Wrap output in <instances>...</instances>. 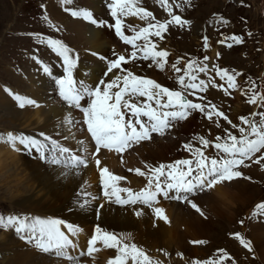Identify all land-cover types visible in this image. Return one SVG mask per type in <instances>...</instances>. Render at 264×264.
Here are the masks:
<instances>
[{
  "label": "snow or ice",
  "instance_id": "1",
  "mask_svg": "<svg viewBox=\"0 0 264 264\" xmlns=\"http://www.w3.org/2000/svg\"><path fill=\"white\" fill-rule=\"evenodd\" d=\"M63 3L70 4L71 0H63ZM139 0H107L106 8L110 20L105 22L98 17L94 18L91 11H71L72 17L82 18L84 21L96 27H107L114 31V35L123 45L129 46L130 51L122 54L113 50V59L101 57L106 60V70L94 86L86 83L83 79H77L74 74L78 70V57L72 50L66 47L58 39H49L47 44L51 51L59 58L62 68V75L58 76L48 66H43V73L52 77L57 95L68 108L82 114V127L86 131V137L80 141L81 152L70 156L73 166H85L89 164V157L95 160L99 170V181L103 197L106 202L114 203L118 206L133 207L137 217L144 213L142 209L134 206L141 205L151 210L154 218L164 223L169 222L166 210L158 206L160 198L166 201H179L190 206L201 216L206 215L197 199L203 196H211L219 186L226 188L234 180L244 177L241 168H248L252 164L264 162V112H253L252 117L259 116V123L255 119L246 117L240 118V125L232 124L233 128H238L239 137L232 132L225 130V135H217L215 142H211L203 137H198L199 147H194L192 142L182 145L191 158L179 159L168 164L153 165L145 162L142 170L139 167L129 168L128 171L137 177H143L146 184L137 190L130 187H122L121 181L127 178L114 174L106 166H101L100 156L104 150L108 153L123 154L134 145L141 142L150 141L154 134L164 137L166 133L175 128L180 122H186L195 113L202 114L208 121L213 117L217 121L223 119L232 122L214 104L206 105L203 102H193L187 97L192 96L203 101V96L197 93L207 91L208 82L199 78V74L207 75L210 71L207 64L200 66L196 61H190L183 69L177 67L179 60L171 64V70L175 73V82L180 90H170L162 86L154 79L135 74L124 65L135 64L139 61H151V66L163 71L168 64L169 53L158 50V45L150 39L157 37L163 39L164 33L169 30L170 25H177L183 28L190 22L184 20L179 15H174L167 0H159L170 19L164 22H155L152 13L138 6ZM180 7V5H176ZM138 17L142 21H148L147 26L136 28L126 24V17ZM132 34H126L125 30ZM236 44H240L241 38L231 37ZM205 49H207V37H204ZM224 41H218L223 43ZM227 47H232L228 44ZM94 55H98L95 54ZM219 56V54H217ZM204 61L209 58L205 56ZM216 75L226 82L224 85H216L224 90L225 95L229 94V89L235 90L237 74H231L226 69L212 66ZM112 74L111 79H107ZM257 85L252 84L251 95L248 104L264 108V93L256 91ZM247 95V93H242ZM14 100L18 102L21 109L26 105L40 106L37 101L21 95H14ZM219 128L220 124L217 122ZM44 141L52 145V150L58 151L61 155L72 153L69 147H59L54 139L48 135L41 134ZM87 140V144H85ZM9 143L18 142L23 150H35L39 154V159H45L47 151L45 143L40 139L33 138L25 134H9ZM92 146L93 150L88 151ZM212 152L206 154V150ZM87 153V155H85ZM122 162H124L122 160ZM61 161L55 156L51 158L52 165H58ZM91 199H96L92 197ZM89 198L84 194V199L78 201V205L83 209L87 207ZM99 207H103L100 205ZM253 216L264 215V202L255 205L251 213ZM241 225L243 220L240 221ZM0 227L4 229H14L20 238L28 243H35V247L45 254L54 253L56 258H66L73 264H81L82 257H92L93 253L99 251L97 245H102L105 249H114L117 253L114 258H109L108 264H127L131 260L132 264H162L160 260L150 258L135 243H126L125 236H117L114 233L103 230L97 226L94 234L87 240L86 249H80L77 256L69 254L68 250H76L75 244L70 236L79 234L80 229L70 223H65L60 219H42L40 217L8 216L6 219L0 217ZM67 230V233L62 230ZM27 233V235H24ZM235 239L249 252L253 251L250 242L246 241L240 233L234 234ZM194 244H203L204 241H193ZM220 260L200 262V264H220L226 259L223 250H217ZM167 256V253H164Z\"/></svg>",
  "mask_w": 264,
  "mask_h": 264
},
{
  "label": "bare ground",
  "instance_id": "2",
  "mask_svg": "<svg viewBox=\"0 0 264 264\" xmlns=\"http://www.w3.org/2000/svg\"><path fill=\"white\" fill-rule=\"evenodd\" d=\"M54 1L55 5L51 0L46 3V19L57 28L61 26L64 32L66 30L71 32V27L66 25L74 23V21H71V18L66 16L70 14L66 9L72 7L63 3V0ZM255 3L253 2V6ZM261 4L263 8L264 3ZM92 5L94 6L95 14L102 17L104 15L101 13V11L104 12L102 0H96ZM49 11H51V14ZM126 18L131 19L130 21L135 23L141 22L138 17L129 16ZM64 21H68V23L63 24ZM80 24H76V26H80ZM73 31H75V28ZM125 31L126 34H132L127 29ZM110 33L111 31L107 27L100 28L87 22L85 26L87 48L80 51V53L72 51L78 57V70L74 73L77 79H83L86 83L94 86L103 78L107 61L101 59V57L109 54L110 48L112 50L117 48V46H112L111 42H113L114 38L112 39L113 36L111 37ZM75 48L77 47L75 46ZM94 53L98 55H94ZM26 58L27 62H31L32 70H34L29 75L16 76L11 66L5 67V70L7 69L11 73V76H9L12 78V87L10 88L8 85L6 88L11 91L13 97H9L7 93L1 90L0 84V108L6 114L0 120L4 124H6V121H10L9 125L15 124L17 129L4 127L6 131H4L2 136L6 138L8 134L29 135L45 143L47 151L45 152V159L42 161L35 150H23L18 155L14 154L13 151H17L19 147L21 148L18 142L10 143L8 150L0 144V182L5 181L6 183V181L10 180L9 183L11 185L6 183L3 186L7 188L6 191L12 193L10 195V203L16 208V211L13 210L14 212L11 213V216H17L21 219L25 217L54 218L70 223L80 229L79 234L70 236V239L77 245L79 242L84 241L82 249H86L87 240L94 234L95 228L99 226L103 230L114 233L117 236L127 237L126 243H135L145 253H155L161 248L170 249L174 243L207 239L209 238L210 226H212L211 220L215 218L222 219L225 214L229 215L228 219L231 218L230 213H227V211L224 214L221 206L223 202L225 204L227 202L230 203L232 196L235 197L243 193V180H234L224 189L218 186L211 196L194 198L197 199V202L206 213L204 216L196 213L185 203L161 201L158 206L166 210V215L169 218L167 224L156 220L151 210L144 206H134L142 209L144 213L142 216L137 217L134 214L133 207H120L106 202L105 198L100 196L103 194L100 191L97 172L93 168L94 159L89 157L87 167H69L63 160L66 154L61 155L58 148L53 151L52 145L48 141L43 140L41 134L48 135L50 139H54L57 142L59 147H69L72 149L71 154H79L81 152L80 141L86 137L85 133L82 134V126L79 122L82 114L71 110L59 100L58 90L54 81L45 77L41 72V66L36 64V62H42L43 65L51 68V64L54 63L52 62L53 59H47L43 62L37 60L36 54L32 58L33 61L29 59L28 55ZM54 58L55 60L53 61H56L57 57L54 56ZM227 59L232 60L229 57ZM124 67L142 76L145 70V63L138 60L135 64L124 65ZM149 70L153 72V76H150L151 79L164 80L167 67L161 71L151 66ZM62 74V70H60L58 76ZM172 74L170 73V75ZM111 78L112 74H109L107 79ZM14 95L34 99L40 106L26 105L25 108L21 109L18 102L14 100ZM197 119V116L193 115L186 122H181V126L179 123V137L185 136L190 131V128L193 129ZM178 125L170 137L162 138L157 136L146 143L134 145L123 154V157L120 154L108 153L107 150H104L103 155L99 157L101 166H106L114 174L126 177L128 181L133 183L132 186L135 189L141 187L144 178L137 177L134 173L129 172L128 169L139 167L146 171L145 162L159 165L177 159L178 154H174V152L178 151V149L172 148L175 145V141L171 137L173 135L176 136L175 130ZM188 126L190 128H187ZM85 144H87V140H85ZM92 150V146H89L88 151L91 152ZM53 156L59 159L61 163L52 165L51 158ZM18 177L21 178L18 179ZM85 193L89 201L87 207L82 209L77 202L84 199ZM92 197H96V199H91ZM100 205H103V207H99ZM229 223L230 221L226 224ZM255 223L252 224L250 231L251 238L253 237V242H255L252 246L254 249L253 254L255 253L259 259L258 262L264 264V221L261 218V221L256 223V231L252 230ZM62 230L68 234L63 227ZM5 232L0 234V251L4 252H2L3 264H73L72 261L66 258H56L54 253H43L35 247L34 242L28 243L22 240L20 234H17L14 229H5ZM24 235H27V233H24ZM97 248L100 250L94 252L92 257H82L81 264H108L109 258H114L117 254L114 249H105L99 244ZM80 249L78 245L76 250L69 249L68 252L72 256H77ZM237 251L242 252L243 250L237 248ZM127 264H132L131 260Z\"/></svg>",
  "mask_w": 264,
  "mask_h": 264
},
{
  "label": "rangeland",
  "instance_id": "3",
  "mask_svg": "<svg viewBox=\"0 0 264 264\" xmlns=\"http://www.w3.org/2000/svg\"><path fill=\"white\" fill-rule=\"evenodd\" d=\"M48 1L50 0H0V84L1 90L7 93L9 97H13V94L6 86L9 85L10 88L12 87V78L10 77L11 73L7 69L5 70V67L11 66L16 76H24L22 69L25 74H27L31 71L27 64L29 66L32 64L31 62L26 63L23 56L27 57L28 55L29 59L32 60L34 54H36L42 61L49 58L55 60L53 52L47 44L49 39L60 40L61 43L76 53H80V51L87 48L85 41V26L87 24L83 25L85 24L84 22L70 19L74 21V23H70V26H66L71 27V32L70 30L64 32L61 26L58 28L55 27L54 24L46 19L45 6ZM51 1L53 4L55 3L54 0ZM57 1L59 2V0ZM94 1L96 0H71L70 5L85 9H91L92 7L93 9L94 6L92 4ZM236 1L237 0H167L168 5L172 8L173 14L181 16L182 19L190 23L183 28L177 25H170L169 30L164 33L163 39L157 37L150 38L158 45L159 50L167 51L174 57V63L179 60L177 67L181 68L182 72L184 69L182 58L195 59V61L197 60L199 62V65H203L201 59L204 54L203 52L207 49H203L204 44L201 43V38L207 37L209 42H212V45H216L218 41L221 40L233 42V44H231L232 47L229 48L226 46L225 51L218 48V51L224 54L222 59V65L224 66H222L223 68L221 67V69H226L231 74H239L236 76L237 87L235 90L229 89V94L225 95L223 89L212 86L213 83L216 85H224L218 79L214 70L208 72L207 75L201 73L200 78L208 82L209 77H211V82L207 83L209 85L207 91L199 94V96L204 97V100H198V103L203 102L206 105L214 104L232 123L229 124L228 121L223 119L217 121L215 116L212 121H208L200 114V118L197 119L193 129L188 126L187 128H190V131L188 130L189 132L185 136L179 137V125L181 126L183 123L180 122L178 128L175 130L176 136L173 135L174 137H171L172 140L175 141V145L172 146V148L175 147L178 149V151L174 152V154H178V160L188 159V157H190L182 147L184 143L192 142L194 147L200 146L197 139L198 137H203L211 142H215V137L217 135H225V130L239 137L238 128H233L232 124L241 126L240 118H248L247 115L252 113L255 109V105H250L247 102L251 95L253 82L256 83L257 88L260 84L262 89H264V77H262V75H264V5L262 8L261 4L264 3V0H239L237 3ZM106 2L107 0H102V5H106ZM253 2H256L254 6ZM242 3L247 7H242L240 5ZM176 5H180V7H176ZM237 5L239 7H237ZM138 6L152 13L154 17L152 20L153 23L157 21L164 22L170 19L164 7L159 3V0H139ZM262 10L263 12H261ZM49 12L51 14V11ZM101 13L105 15V12L101 11ZM104 15L102 17H104ZM66 16L71 18L68 14ZM219 16L222 17V21L214 24V21ZM244 20H248V22L245 23ZM64 23H68V21H64L63 24ZM147 23L148 21L141 20L138 27H134H145ZM76 24H80V26H76ZM126 24L133 26L135 22L129 20ZM246 26L249 28L245 29ZM73 27L75 31H73ZM113 34L112 30L110 33L111 37ZM233 36L240 37L241 41L246 37V45L240 46L243 42L236 44L235 41L231 39ZM111 43L114 47L119 46V42L116 39H113ZM75 46L77 48H75ZM20 48L23 49L20 51ZM214 52L216 51L212 47L211 53L213 55ZM227 57L232 58V60H228ZM53 60L52 62L60 64L58 57L56 61ZM213 61V59H210V63ZM149 63H151V61L147 62V64ZM36 64L41 66L42 72L43 63L36 62ZM147 68L148 67L144 68L143 76H153V72ZM234 69L238 71H234ZM32 72H34V70H32ZM167 73L172 74L173 72L169 69ZM164 79L166 81L165 87L169 88L174 85V83H170L168 77ZM224 86L226 87V85ZM170 90H176V88L173 86ZM240 90H243L244 93L246 92L247 95L243 94V98H241L237 93V91ZM253 112H256V109ZM4 115H6L5 112L0 108V118ZM8 122L6 121V125L0 120V134L6 131L4 127L17 129L15 124L9 125L11 122ZM217 122L220 124L219 128L216 126ZM7 137L0 136V140H2L0 144L1 146H5V149L10 146ZM13 152L16 155L19 154L18 151ZM241 171L245 177L249 178L242 179L244 182L243 193L241 195H236L237 197L232 196L230 198V203L227 202L225 204L223 202L221 206L224 214L227 211V213H230L231 218L228 219L229 215L225 214L222 219L215 218L211 220L210 223H212V226H210L209 238L196 240L204 241L203 244H194L192 243L193 241H185L184 243L178 244L174 243L170 249L161 248L155 253L150 252L146 255L154 260H160L162 264H200V262H208L211 260L219 261L220 256L217 250H223L227 258L221 261L220 264H248V262L234 258L235 256L242 258L244 255L243 251H237V247H243L237 245L234 234L240 233L252 246L255 243L253 242L254 238H251L250 234L253 224L251 219L253 215L251 213L256 204L264 202V162H261V164H252L250 167L243 168ZM19 178L21 177H18V179ZM9 182L10 180L6 181V183ZM6 183L5 181L0 182V217L5 219L14 212L13 210L16 211V208L13 207L14 205L10 203V195L12 193L6 191L7 188L3 186V184ZM9 185L11 184L9 183ZM261 218L262 217H259L256 223L260 222ZM241 220H243L242 225L240 223ZM228 221H230V223L226 224ZM256 223L252 229L254 231H256ZM3 233L6 232L4 228L0 227V234ZM83 242L84 241L78 243L81 249L83 247ZM2 252L0 251V264L4 262L2 260ZM164 252L168 255L165 256ZM254 257L256 258V256Z\"/></svg>",
  "mask_w": 264,
  "mask_h": 264
}]
</instances>
